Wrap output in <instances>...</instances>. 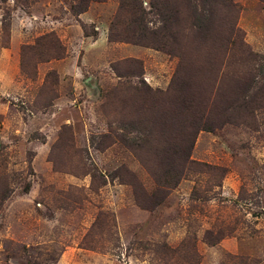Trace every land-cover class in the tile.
Returning <instances> with one entry per match:
<instances>
[{"label": "rangeland", "instance_id": "374dc122", "mask_svg": "<svg viewBox=\"0 0 264 264\" xmlns=\"http://www.w3.org/2000/svg\"><path fill=\"white\" fill-rule=\"evenodd\" d=\"M76 3L0 0V264H264V105L229 118L210 104L215 130L199 132L191 159L219 170L173 175L163 193L157 182L159 118H172L180 72L228 80L244 48L255 60L240 72L264 84V0L216 2L211 48L183 18L172 54L110 42L131 0L80 15ZM194 91L200 110L206 93ZM138 119L156 130L150 143ZM172 127L180 137V120Z\"/></svg>", "mask_w": 264, "mask_h": 264}, {"label": "trees", "instance_id": "16d2710c", "mask_svg": "<svg viewBox=\"0 0 264 264\" xmlns=\"http://www.w3.org/2000/svg\"><path fill=\"white\" fill-rule=\"evenodd\" d=\"M92 1L103 0H77V3L72 8L74 14L80 15L86 12ZM216 2H221V0H152L151 6L153 10L151 13H154L159 18V26L152 28L150 26L152 22L149 21L141 0H131L130 4L123 3L121 6V13L122 11H131L132 17L129 19L130 23H125L123 31L116 33L113 30V32H110L109 40L110 42H131L172 54L173 50L169 47L170 43L172 41L173 43L178 42V35L183 34L181 31L183 27L181 24L182 19L187 18L186 22L189 24L192 40L200 44L210 41L209 48H211L218 31L216 25L219 24L214 20L217 11L214 7ZM183 11L186 12L185 15L182 14ZM123 24L124 22L120 20V16L117 22L114 23L115 26H122ZM114 25L112 29H115ZM234 31L233 29L232 34H234ZM183 35L182 38H186V33ZM227 49H230V46ZM240 50L241 54L238 53L240 57L234 61L238 65V70L233 71L232 76L228 80L224 76L225 72L220 75L219 71L208 74L206 70H200L196 75V70H193L190 71V75L187 74L189 77L188 81L185 80L184 72H180L173 81L172 91L176 93V97L173 101L174 108L171 110L172 118L168 119V117L165 118L164 116L159 118L160 135L164 141L165 153V156L162 158L161 169L163 170L164 166L167 167L164 171L165 180H157L160 187V191L158 192L163 193L165 187H172L170 184L173 183V177L176 176L181 179L185 176L187 170L202 171L205 168L210 171L219 170L203 163H197L191 159L199 132L215 130V126L209 124V118H212L209 113L210 104H212V108L214 104L221 108L222 113L220 116H228L229 118L246 117L249 113H253L254 107H258L259 105V107H263L264 84L257 87L254 84L257 76L254 73H257L255 72L257 69L253 72L247 69L245 70L246 72H240V70H243L242 65L249 67L250 61H254L255 59H251L250 53L246 49L243 48L242 50L240 48ZM242 53H245L244 56ZM259 68L263 70L264 65ZM218 80L221 84L219 87H215ZM208 84L209 86L207 87L206 85ZM197 87H201L206 93V100L202 101V104L200 103V110H196L195 108L197 96L194 90ZM252 93H255V95L253 96ZM141 109L146 111V108ZM144 119L149 122L148 118ZM144 119H138L132 122V124L135 126L138 124L137 126L141 127L140 129L144 131L143 133L147 134L144 142L150 143L149 138L155 134L156 130H152L150 123H147ZM178 119L184 129L179 132L181 134L180 137H172V123H175ZM227 121L228 123L231 122L230 120ZM123 125L126 131H128L127 124L124 123ZM189 126H192V128L185 134ZM148 128L151 130V134ZM174 179L176 178L174 177ZM155 203L159 202L153 200L150 204L143 205L149 209L153 205L156 206Z\"/></svg>", "mask_w": 264, "mask_h": 264}]
</instances>
